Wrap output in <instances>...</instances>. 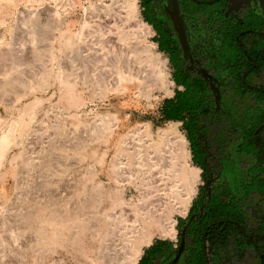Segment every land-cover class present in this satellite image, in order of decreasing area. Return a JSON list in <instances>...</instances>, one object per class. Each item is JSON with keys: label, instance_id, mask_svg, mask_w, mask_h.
Wrapping results in <instances>:
<instances>
[{"label": "rangeland", "instance_id": "374dc122", "mask_svg": "<svg viewBox=\"0 0 264 264\" xmlns=\"http://www.w3.org/2000/svg\"><path fill=\"white\" fill-rule=\"evenodd\" d=\"M129 1L0 0V126L20 122L25 107L38 101L24 144L12 147L0 167V264H101L98 243L80 224L94 217L99 197L107 209V195L117 189L110 172L120 142L146 124L154 132L175 127L187 142L183 151L172 139L145 167L131 171L126 201L175 220L178 232L183 228L186 219L170 201L179 168L172 158L182 155L192 171L191 200L202 174L181 124L163 116L177 87L169 57L147 20L145 0ZM114 119L118 128L108 138L103 127ZM68 180L79 187L61 201ZM84 186L92 189L90 197L81 193ZM85 199L91 213L82 212ZM67 210L70 223L55 235L65 239L55 242L54 226L42 227V219L53 223V212ZM252 219L248 228L256 227L257 218ZM152 232L154 239L140 248L137 264L154 246L177 244L158 228ZM128 250L125 246L115 264L126 262Z\"/></svg>", "mask_w": 264, "mask_h": 264}, {"label": "flooded vegetation", "instance_id": "af4514ba", "mask_svg": "<svg viewBox=\"0 0 264 264\" xmlns=\"http://www.w3.org/2000/svg\"><path fill=\"white\" fill-rule=\"evenodd\" d=\"M145 3L177 87L169 120L183 127L202 177L169 238L177 244L154 246L140 264H236L240 230L248 264H264V111L254 124L250 109L264 110V0Z\"/></svg>", "mask_w": 264, "mask_h": 264}, {"label": "bare ground", "instance_id": "6f19581e", "mask_svg": "<svg viewBox=\"0 0 264 264\" xmlns=\"http://www.w3.org/2000/svg\"><path fill=\"white\" fill-rule=\"evenodd\" d=\"M133 2H135V0H131L130 3L132 4ZM90 78L92 79V77ZM70 82L71 81H67V84H65L66 87L70 86L71 84ZM75 82L78 83V81ZM70 88H73L74 91L76 87L75 85H71ZM118 89L120 91H123L120 88ZM37 102H38L37 100L33 101L32 103L28 104L25 107L23 117L21 118L20 122L13 121L11 124L8 125L6 129H3V127L0 126V167L2 166L3 161L6 158L8 151L12 147L21 146L22 144H24L27 133L29 131L28 128L30 127L32 121L35 119L34 108L37 105ZM117 128H118V122L116 119H114L112 123H109L105 127H103V133L107 134L108 138H110V136L114 134ZM172 139L175 140L174 145H178V148L179 146H183L182 150L184 151L187 141L182 135L178 133L177 129L172 126L168 127L165 130H158L154 132L151 126L146 124L144 126H140L132 130L121 140L120 151L117 157L115 158V161H113L111 164V172H110L111 177H113L114 182L116 183L117 189L113 192H110L107 195V198L109 199L108 202L110 201V203L109 204L107 203L108 207L106 210L102 209L105 199L103 197H99L96 201L97 204L93 206L92 213L94 217H92L90 220L85 218L84 220L81 221L80 224L81 231L83 233L89 232L92 236L91 240L98 243L99 245L98 260L101 264H115L116 261L118 262L121 258V254L125 246L126 249L129 248L128 251L130 252V255L129 257L126 258L125 263H120V264H137L140 258L142 257L141 256L142 252L140 248L143 245L145 246L146 244L152 242V239H154L152 235L153 233L152 231L155 228H158V230L162 233V235L165 238L167 237L175 238L176 235L175 220L169 219L167 217L164 219L163 216H157L156 211L153 214L151 213L152 211L149 210L145 211L143 208L142 209L140 208L142 205L140 207L134 206L131 204V200L126 201L125 198L126 197L125 187L127 184L129 185V182L132 183L131 177L134 176V174L132 175L131 171L145 167L146 166L145 162L148 161L147 159H152L151 155L158 153L161 150L162 146L167 147V145ZM108 143H109V139H108ZM179 156L180 158L179 157L172 158L171 164L173 166L177 165L179 166V168H178V172H176L178 175L176 176L173 182L174 184L171 187L172 199L170 201L175 208L173 209L183 216L187 212L188 206L191 201V196L193 193L192 191L193 189L191 190V186H190V184L192 183L189 184L188 182V179L191 176L192 171L190 172L187 168H185V160L181 159L182 155L179 154ZM179 160H181V162L178 163ZM137 165L139 166L137 167ZM93 172H95V169L92 170V173ZM141 173L142 172H139V174ZM139 174L137 176H139ZM195 174L197 175V173ZM63 185H64V190L63 193L61 194V197L65 195L66 196L64 197V200L62 199L61 201H65L67 195L69 194L71 196L79 187L78 184L74 182H70L69 180L67 182H64ZM86 186H84V188H81V193L86 196L89 195L90 197V195L92 194L91 193L92 189H90L89 187L87 188ZM104 190H105V186L102 185L98 187L97 191L99 194H102L101 192ZM87 200L88 199H85L84 207L83 208L81 207L83 214L87 212L91 213L90 210L88 211V207L86 206ZM143 205L145 206V204ZM58 212L59 211L53 212L55 214L54 216L55 219H53V223L52 222L48 223L47 221L45 222V220L42 219V223H43L42 227L46 225L54 226L52 239L55 242L58 241V239L60 238L65 239L61 235L58 236L55 235L60 234L58 232V228L65 229L68 227L72 215L71 214L72 212H69L68 210L64 211L63 213H58ZM70 227H74V225L72 224V226ZM76 241L77 240H75L74 242Z\"/></svg>", "mask_w": 264, "mask_h": 264}, {"label": "crops", "instance_id": "0c3cea01", "mask_svg": "<svg viewBox=\"0 0 264 264\" xmlns=\"http://www.w3.org/2000/svg\"><path fill=\"white\" fill-rule=\"evenodd\" d=\"M262 102H250L251 104V108L252 111L254 112L252 114V118H253V123L256 124V121L258 119H260V117L262 116L261 114H263V107H262ZM256 131V129H255ZM257 137L259 139H261V137H263V133L259 134L255 132L254 134V139H255V142H256V139ZM255 146L258 148V146L255 144ZM228 153L229 154H232V153H236V148H235V144H232V145H229L228 146ZM256 154V153H255ZM250 232V230H248ZM248 232L245 231V230H240L238 235L239 236H242L243 238L240 239L238 238V244H237V250L236 252H234V261L236 262V264H248V258H249V255H248V251L246 250V239L245 237L247 236Z\"/></svg>", "mask_w": 264, "mask_h": 264}, {"label": "trees", "instance_id": "16d2710c", "mask_svg": "<svg viewBox=\"0 0 264 264\" xmlns=\"http://www.w3.org/2000/svg\"><path fill=\"white\" fill-rule=\"evenodd\" d=\"M163 116H164L165 118H167V119H170V118L172 117V114H169V113H168V110L165 109Z\"/></svg>", "mask_w": 264, "mask_h": 264}]
</instances>
